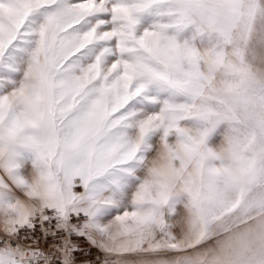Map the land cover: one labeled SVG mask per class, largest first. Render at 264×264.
<instances>
[{
  "label": "snow or ice",
  "instance_id": "snow-or-ice-1",
  "mask_svg": "<svg viewBox=\"0 0 264 264\" xmlns=\"http://www.w3.org/2000/svg\"><path fill=\"white\" fill-rule=\"evenodd\" d=\"M264 264V0H0V264Z\"/></svg>",
  "mask_w": 264,
  "mask_h": 264
},
{
  "label": "built area",
  "instance_id": "built-area-1",
  "mask_svg": "<svg viewBox=\"0 0 264 264\" xmlns=\"http://www.w3.org/2000/svg\"><path fill=\"white\" fill-rule=\"evenodd\" d=\"M78 242L82 249V251L78 255V260L80 262L86 261L92 264H97V260L101 256V254L95 248H92L86 240L81 239Z\"/></svg>",
  "mask_w": 264,
  "mask_h": 264
},
{
  "label": "rangeland",
  "instance_id": "rangeland-1",
  "mask_svg": "<svg viewBox=\"0 0 264 264\" xmlns=\"http://www.w3.org/2000/svg\"><path fill=\"white\" fill-rule=\"evenodd\" d=\"M81 262H82V264H92V263L86 262V261H81Z\"/></svg>",
  "mask_w": 264,
  "mask_h": 264
}]
</instances>
